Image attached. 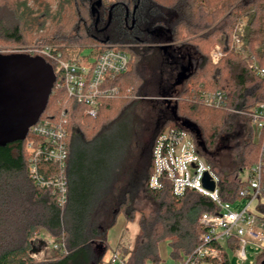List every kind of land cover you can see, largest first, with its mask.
<instances>
[{
  "label": "trees",
  "instance_id": "trees-1",
  "mask_svg": "<svg viewBox=\"0 0 264 264\" xmlns=\"http://www.w3.org/2000/svg\"><path fill=\"white\" fill-rule=\"evenodd\" d=\"M95 1L59 0L51 21L54 32L60 35H47L44 42L60 45L66 58L71 56L65 44L121 45L133 60L128 72L111 85H120L123 94L104 101L92 117L85 114L83 104L54 84L40 119L57 117L64 106L69 112V201L65 206L29 175L26 142L32 137L30 132L24 140L0 146V264H102L110 247L109 230L121 213L127 222L139 215L133 246L119 248L127 256V264L161 263L162 243L168 244L174 261L185 259L199 244L201 215L216 213L218 207L194 190L177 197L168 182L158 190L148 185L156 137L168 126L186 128L180 120H190L199 127L200 152L217 172L219 194L225 201L240 199L241 173L259 159L260 144L254 139L249 117L207 107L199 101V94L203 89L225 90L231 96L230 107L242 111L264 101V77L253 74L246 59L231 49L236 23L248 15L245 39L264 67V0H116L108 10L103 9V1L98 21L91 9ZM33 10L21 0H0V40L22 42L23 28L28 24L45 28L44 19L33 20ZM63 12L70 19L65 20ZM41 16H50L49 9ZM217 43L226 55L214 64L209 54ZM189 63L193 70L180 88L176 78ZM52 67L55 70V65ZM155 90L161 96L176 98L173 104L165 100L154 104L148 161H137L131 168L126 165L130 149L141 146L137 133L129 127L114 137L112 130L135 97L146 100ZM239 121L244 126L243 147L226 163L221 142ZM115 159L123 161L125 171L112 164ZM91 160L100 162L95 173H102L92 183L85 177ZM122 172H127V179H118L116 175ZM141 194L152 200L147 210L138 206ZM42 230L55 237L64 235L67 252L37 263L29 253L30 238ZM205 262L231 264V258L226 255L223 262ZM256 264H264V253Z\"/></svg>",
  "mask_w": 264,
  "mask_h": 264
},
{
  "label": "built area",
  "instance_id": "built-area-1",
  "mask_svg": "<svg viewBox=\"0 0 264 264\" xmlns=\"http://www.w3.org/2000/svg\"><path fill=\"white\" fill-rule=\"evenodd\" d=\"M248 21V16L244 15L236 23L231 49L246 59L253 74L264 77V67L250 52L245 39ZM93 47L96 52L84 59L79 54L66 58L58 46L52 44L32 47L29 54L43 56L55 65V88L64 89L69 98L85 106L86 115L95 117L104 101L123 94L121 86L111 85V82L128 72L133 56L114 43L94 44ZM209 55L217 64L226 52L217 43ZM230 99L225 90L203 89L199 94V101L207 107L231 110L249 117L254 139L260 144L258 161L245 167L241 173L242 188L237 201H225L220 197L219 176L201 154L196 135L190 130L168 126L154 142L149 187L162 189L168 182L177 197L194 190L209 197L218 207L216 213L201 215L203 231L199 244L176 264H201L205 260L223 262L226 255L235 257L237 264H256L264 253V101L250 111H242L231 108ZM68 126L69 112L64 106L57 117L39 118L29 128L32 137L26 142L30 177L41 188L51 190L60 206L69 201ZM206 175L215 183L213 190L204 185ZM108 264H127V256L114 249Z\"/></svg>",
  "mask_w": 264,
  "mask_h": 264
},
{
  "label": "rangeland",
  "instance_id": "rangeland-1",
  "mask_svg": "<svg viewBox=\"0 0 264 264\" xmlns=\"http://www.w3.org/2000/svg\"><path fill=\"white\" fill-rule=\"evenodd\" d=\"M21 1L28 3V5L35 10L32 16L33 20L36 18L45 20V25H44L45 28L38 27L36 26V24H32V25L28 24L29 26L26 27L24 26L23 28L24 39L22 42L17 43L14 41L0 40L1 53H11V52L29 53L32 47L49 44L44 42L45 41L44 37H47V35L49 37H53L54 34H58L54 32L53 30L54 24H52L51 20L54 13L57 12V9L59 7V0H21ZM103 1H104V5H103L104 10H108L109 7L112 5V3L116 2V0H103ZM47 9H49L50 16H46V17L41 16ZM63 16L65 17V20L70 19L68 15L64 12H63ZM216 24H218V22H216L215 25ZM184 34L186 35V33ZM183 40H191V39L183 38ZM176 43L177 42H173V44ZM93 44L86 45L80 43H72V44H65L64 47L69 45L68 46L70 47L69 54L71 55V57H74L75 55L79 54L80 58L84 59L85 57L88 56L92 57V55L96 52V49H94ZM157 44L158 43H153V45H157ZM56 46L58 45L56 44ZM59 46H58V50H59ZM192 70L193 69H191V71ZM181 85L182 84H180L179 86L180 88ZM173 97H174L173 95L161 96L160 93H158L156 90L153 93H151V95L146 100H141L140 99L142 98L141 96L135 97L134 100L129 105L128 109L125 111L123 117L121 118V121L115 125V127L112 130V135H115L114 137L120 136L122 133H124V131L127 128L130 127L133 131H136L137 139L138 141H140L141 144V146H137L136 148L131 147L130 155L126 162L127 166L133 168L134 163H136L137 161L138 163L139 162L146 163V161H148V157H149L148 144L151 142V138H152V133H151L152 132L151 130L153 128L152 120L155 115L154 104L161 100H165V103L173 104V101H175L176 98L175 97L173 100ZM180 122L182 123L181 120ZM243 128L244 126L241 124V122L240 121L237 122L233 133L226 135V137L221 142L222 147L225 146L226 149L225 152L222 153L223 156H225L224 161L226 163L230 162L231 159H234L243 147L242 146V141L244 139V137L242 136ZM122 163H123L122 160L119 161L117 159L113 160L112 162V164L115 166L117 164L120 165L121 167L120 169H123L124 167ZM88 167L89 168L87 169V175L85 176L86 179L89 180V182L91 181L97 182L98 181L97 179L102 176L101 175L102 173H95L97 172L96 168L99 169L101 167L100 162H98L97 160H91V162L88 164ZM124 171H125V167H124ZM123 174L124 172L119 173V176L118 175L116 176L118 177V179H120V176L121 177L125 176L124 179H127V172H125V175ZM134 174L135 173L132 172L130 176L133 177ZM137 203L138 206L142 207L145 210L149 209L152 206V200L142 194L140 200ZM138 218L139 215L136 216L135 219L136 222H138ZM125 219L126 218L124 214L121 213L118 216L116 224L109 230L108 241L110 243V247L107 253L105 254L104 261L102 264H108V261L110 260L113 254L114 247L119 250V248L120 247L122 248V246L123 247L127 246L130 248L133 246L134 239L132 238L131 230L129 228H125L123 230L124 226L122 225H124ZM120 231L122 232V236L119 238V243L113 247L112 246L113 238L115 237L117 238V235L120 234L119 233ZM64 237H65L64 235H62L61 237H55L52 234H50V232H48L47 230H42L40 233L33 235L30 238L32 248L29 252L32 259L37 263H41V262L50 261L56 258L59 254L66 253L67 246L65 244ZM161 246H163V249L165 248L167 250L169 249L167 243H162ZM231 264H237L235 257H231Z\"/></svg>",
  "mask_w": 264,
  "mask_h": 264
},
{
  "label": "water",
  "instance_id": "water-1",
  "mask_svg": "<svg viewBox=\"0 0 264 264\" xmlns=\"http://www.w3.org/2000/svg\"><path fill=\"white\" fill-rule=\"evenodd\" d=\"M103 0L92 3V13L97 14ZM192 64L183 66L176 84H182L191 75ZM56 81L52 65L43 56L24 52H0V146L24 140L29 128L45 111ZM176 114V108H173ZM183 126L200 136L199 127L192 121L181 120ZM206 188L213 190L215 183L208 175Z\"/></svg>",
  "mask_w": 264,
  "mask_h": 264
},
{
  "label": "crops",
  "instance_id": "crops-1",
  "mask_svg": "<svg viewBox=\"0 0 264 264\" xmlns=\"http://www.w3.org/2000/svg\"><path fill=\"white\" fill-rule=\"evenodd\" d=\"M122 226H124L123 230L125 228H129L131 230V232H132V238L135 240V237H136V235H137V233L139 231L138 222H136V221H134V222H127V220L125 219L124 225H122ZM119 233L120 234L117 235V238L116 237L113 238V242H112V246L113 247L116 246L119 243V238L122 236V232L120 231ZM114 249H116V248L114 247ZM160 250H161L162 261L159 264H176L177 263L176 261H174L170 257V255H169V252H170L169 249L168 250L166 248L163 249V246H161ZM201 264H212V263H210V262H202Z\"/></svg>",
  "mask_w": 264,
  "mask_h": 264
},
{
  "label": "flooded vegetation",
  "instance_id": "flooded-vegetation-1",
  "mask_svg": "<svg viewBox=\"0 0 264 264\" xmlns=\"http://www.w3.org/2000/svg\"><path fill=\"white\" fill-rule=\"evenodd\" d=\"M48 62V61H47Z\"/></svg>",
  "mask_w": 264,
  "mask_h": 264
}]
</instances>
